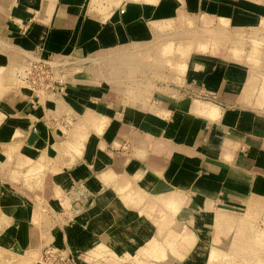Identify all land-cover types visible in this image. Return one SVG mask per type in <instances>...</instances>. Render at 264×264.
Listing matches in <instances>:
<instances>
[{"label": "crops", "instance_id": "0c3cea01", "mask_svg": "<svg viewBox=\"0 0 264 264\" xmlns=\"http://www.w3.org/2000/svg\"><path fill=\"white\" fill-rule=\"evenodd\" d=\"M249 1L246 11L242 5L223 4L221 13L232 12L252 25L264 41V10L258 7L264 0ZM168 7L170 13H163ZM176 14L174 0H0V75L8 72L0 80V264H36V252L48 234L33 200L36 194L52 199L61 185H74L72 210L85 201L83 184L92 191L99 182L105 185V193L81 216L90 218L104 236L114 223L124 224L133 216L123 212L129 206L121 203L129 199V190L113 192L129 176L142 192L165 196L181 220L189 211L191 216L212 214V224L197 222L207 227V241L226 226H215L216 220L250 216L246 208L264 201V65L193 55L181 84L170 67L169 80L154 86L153 93L138 95L126 87L114 95L113 78L99 82L88 68L89 75L76 72L69 78L63 95H3L16 87L12 72L24 70L26 57H79L95 40H117L130 28L146 36L145 19L159 24ZM103 83L109 86L105 91ZM77 114L104 126L99 137L89 132L83 147L80 124L65 135L59 126ZM188 200L199 202L200 209ZM220 204L243 212L230 214ZM141 208L137 203L136 209ZM139 224L135 221L132 229L138 239L119 230L106 240L116 242L121 253L143 248L142 241L157 235L151 223L142 222L140 229Z\"/></svg>", "mask_w": 264, "mask_h": 264}, {"label": "rangeland", "instance_id": "374dc122", "mask_svg": "<svg viewBox=\"0 0 264 264\" xmlns=\"http://www.w3.org/2000/svg\"><path fill=\"white\" fill-rule=\"evenodd\" d=\"M130 1L156 3L158 0ZM174 1L177 4V14L169 22L159 21V24H155L148 18L145 19L148 33L146 36L139 30L130 28L119 35L117 40H95L91 50L85 51L79 57L54 53L46 57L37 54L26 57L24 70L14 74L12 72V84L16 87L8 89L6 93L4 91L3 95H13L16 91H19L20 96L29 94V91L44 92L49 96L63 95L66 94L64 87L69 78L76 72L89 75L86 72L88 68H92V76L97 75L99 82L113 78L115 88L114 93H111L114 95H120L126 87L138 95L146 91L153 93L154 86L166 81V78L169 80L170 67L172 70L176 69L177 82L181 84L182 77L186 78L187 62L193 55L220 56L223 59L264 65V41H260L263 35L252 25L235 18L232 12L223 14L220 9L223 4L242 5V9L246 11L251 1ZM258 7L259 10H264L263 4ZM162 12L170 13V8H164ZM237 46L243 48L242 53L235 51ZM111 60L115 63L111 64ZM6 73L8 72L0 75L1 81L6 79ZM102 85L103 90L109 88L106 83ZM197 95L194 91L193 96ZM209 99L216 100L214 96H209ZM61 121L59 126L63 135L77 123L83 127L79 136L80 147L89 142V132L92 131L98 137L103 133L104 126L100 127L91 118L82 116L81 119L79 114L72 120ZM75 130L77 131V126ZM98 184L101 185L93 191L90 185H82V194L85 192L86 198L74 210L70 208L71 202L69 203L70 197H74V185H61L52 199V196L42 198L36 194L33 203L41 211L48 234L41 249L36 252V264H264V201H253L246 208V213L250 212V216L223 217L220 222L216 220L215 226H226L207 241L208 238L203 232V228L207 227L198 226L197 222L206 221L212 224V214L203 216L199 213L191 216L189 211V215L181 220L179 212L175 215L165 196L142 192L135 183V178L129 176L119 180L113 192H116L115 189L119 192L129 190V199L121 203L131 207L125 208L123 212L133 216H127L124 224L114 223L108 236H104L94 230L95 225L90 218L81 217L92 208L96 196L105 193V185L101 182ZM116 196L115 199L118 198ZM188 202L194 203L200 209L199 202ZM137 203L139 207L143 205V208L137 210ZM220 208L229 209L230 214L243 212L240 208L223 204H220ZM135 221L140 223L139 229L142 222L151 223L157 237L147 243L142 241V245H145L143 248L129 249L121 253V249L115 248L116 242L110 243L106 239H109V235L112 236L113 231L119 230L123 232V236L133 233L136 239L140 238L132 230L136 226ZM119 234L122 235L121 232Z\"/></svg>", "mask_w": 264, "mask_h": 264}, {"label": "bare ground", "instance_id": "6f19581e", "mask_svg": "<svg viewBox=\"0 0 264 264\" xmlns=\"http://www.w3.org/2000/svg\"><path fill=\"white\" fill-rule=\"evenodd\" d=\"M206 108H207V107H206ZM207 110H208V109H207ZM104 199H105V198H104ZM102 201H103V200H102ZM137 201H138V200H137ZM168 203H169V202H168ZM173 203H174V202H173ZM173 203H172V204H173ZM169 205H170V204H169Z\"/></svg>", "mask_w": 264, "mask_h": 264}]
</instances>
